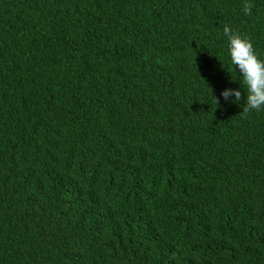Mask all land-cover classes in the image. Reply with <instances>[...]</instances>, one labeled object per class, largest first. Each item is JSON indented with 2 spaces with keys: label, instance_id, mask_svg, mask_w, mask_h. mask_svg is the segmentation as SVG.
Returning a JSON list of instances; mask_svg holds the SVG:
<instances>
[{
  "label": "trees",
  "instance_id": "16d2710c",
  "mask_svg": "<svg viewBox=\"0 0 264 264\" xmlns=\"http://www.w3.org/2000/svg\"><path fill=\"white\" fill-rule=\"evenodd\" d=\"M226 24L264 59V0H0V264H264Z\"/></svg>",
  "mask_w": 264,
  "mask_h": 264
},
{
  "label": "clouds",
  "instance_id": "9594fccd",
  "mask_svg": "<svg viewBox=\"0 0 264 264\" xmlns=\"http://www.w3.org/2000/svg\"><path fill=\"white\" fill-rule=\"evenodd\" d=\"M243 11L250 14L251 6L245 4ZM223 35L227 38L228 57L238 79L233 74L232 78L240 87L226 88L221 96L225 102L242 107L244 113L264 110V59L254 50L251 39L235 31L230 25H224Z\"/></svg>",
  "mask_w": 264,
  "mask_h": 264
}]
</instances>
